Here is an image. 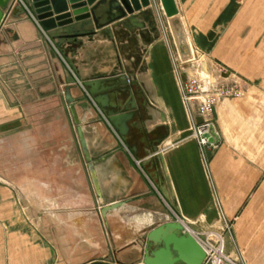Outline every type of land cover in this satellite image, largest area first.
<instances>
[{
  "label": "crops",
  "instance_id": "crops-1",
  "mask_svg": "<svg viewBox=\"0 0 264 264\" xmlns=\"http://www.w3.org/2000/svg\"><path fill=\"white\" fill-rule=\"evenodd\" d=\"M19 1V10L0 28V264H137L149 229L176 214L187 218L195 236L196 230L223 227L237 259L264 264V150L239 145L242 137H264V126H252L264 115L251 110L264 111V103L220 104L224 126L222 132L209 126L220 143L212 152L200 145L182 101L172 30L160 0L120 19L108 1L97 11L98 26L88 18L48 31L31 0ZM253 1L243 0L244 8L236 11L233 42L243 37L245 8ZM204 8L208 18L196 25L193 16L195 35L187 32L192 51V36L197 42L206 37L219 4ZM133 15L147 28L125 27L122 21ZM111 75L130 80L138 104L126 136L82 85ZM67 89L91 160L84 155ZM257 95L262 94L251 96ZM28 195L37 201L47 196L56 215L46 210L38 225L32 219L40 209L36 203L28 208ZM24 208L30 220L17 218Z\"/></svg>",
  "mask_w": 264,
  "mask_h": 264
},
{
  "label": "rangeland",
  "instance_id": "rangeland-1",
  "mask_svg": "<svg viewBox=\"0 0 264 264\" xmlns=\"http://www.w3.org/2000/svg\"><path fill=\"white\" fill-rule=\"evenodd\" d=\"M154 1L151 0V3ZM177 1L180 6V15L189 35H195L194 30L196 28L192 30L194 25L193 19L196 25H200L204 17H207L206 14L208 12L205 13L204 9L206 8L204 6L219 4L218 15L215 13V17H209L212 21L210 25L207 24L206 28L208 31L205 34L206 37L197 42L198 38L195 39V36H192L194 51L191 57L189 47H186L185 50L184 48H177L175 42H173L175 40V38L173 39L174 35L172 36L173 32H169V34L173 45L172 56L176 72V82L194 128L210 121L216 131L222 132L224 124L221 122V114L218 111L220 104L233 101L232 103L237 106L245 103L248 99H251L256 105L264 103V0H254L250 2L251 6L245 8L243 37H239V41L234 38V42L230 31L236 20V11L244 8V2L247 4V0H244V2H242L243 0H207V2L203 0L206 2L205 5L199 4L202 0ZM19 2L21 3V1ZM220 9L221 14L219 12ZM194 10L199 13L193 15ZM169 25L167 24L168 27ZM224 36H226V39ZM232 43H238L240 48L235 50L233 48L230 49L231 46L226 47ZM53 51L52 53L55 58V56H58V53L54 49ZM9 54L12 53L7 51V55ZM189 58L192 60L186 61ZM205 61L207 62L206 68L202 64ZM53 73V76L56 75L55 67H53ZM206 80L210 84L208 89L204 88V81ZM210 80L212 81L211 83ZM253 93L262 95L251 96ZM203 104H210L211 110L202 112L201 108ZM251 110L255 114L264 115V111L258 108V106L251 107ZM253 124L254 128H261L264 126V119L258 120ZM259 140L253 137H242L239 140V145L245 151L253 150V147L255 146L256 148L257 145V150L262 151L264 150V137H260ZM219 146L220 143L212 149V152L216 151ZM40 185L45 186L44 183H40ZM41 198H43V201H37L33 199L32 195H28V208L30 207V203L33 206L34 203L40 205V210L36 214H33L34 218L32 220L36 223H39L40 217L46 213V210L55 212L50 207V200L47 196L42 195ZM45 198L49 202H45ZM45 204L46 206L49 205V207L47 206L46 208ZM22 211L23 213L19 211L17 218L22 221L30 220L27 210L24 208ZM227 229L230 233L231 229H229V226ZM196 235L203 243L211 247L223 243L227 256L233 258L238 264H245L228 250L223 227L221 230H214L213 228L196 230ZM206 264H211V262L207 261Z\"/></svg>",
  "mask_w": 264,
  "mask_h": 264
},
{
  "label": "water",
  "instance_id": "water-1",
  "mask_svg": "<svg viewBox=\"0 0 264 264\" xmlns=\"http://www.w3.org/2000/svg\"><path fill=\"white\" fill-rule=\"evenodd\" d=\"M109 1V7L115 9L119 15L116 19L124 18L127 14H135L142 7L151 5V0H31V5L36 13L38 23L44 31L57 27L70 25L74 22L92 18L98 26L97 11ZM165 14L173 17L179 13L176 0H160ZM14 0H0V28L7 16L19 10L13 5ZM91 6V7H90ZM71 8V11H68ZM56 14V15H54ZM148 14V13H147ZM150 15V13H149ZM111 22V21H110ZM122 24L127 28H147L145 22H140L137 15L123 20ZM154 28V27H152ZM77 32L61 35L60 37H74ZM183 49V46L180 45ZM117 81L113 84L107 82ZM84 89L98 105L108 120L121 136H126L130 131L129 122L136 115L138 104L129 79H122L119 75L102 76L83 81ZM129 97V99H128ZM67 99L71 102L70 109L74 121L78 125V133L82 141L84 155L91 160L86 143L82 137L80 121L76 116L74 98L67 89ZM210 141L214 138L207 135ZM119 203V204H117ZM106 205L101 213L106 214L111 208L120 205V202ZM184 224L178 220H165L151 227L147 232V246L139 261L143 264H203L206 258V250L199 240L191 232H183ZM87 264H121L108 260H94ZM138 264V263H137Z\"/></svg>",
  "mask_w": 264,
  "mask_h": 264
},
{
  "label": "built area",
  "instance_id": "built-area-1",
  "mask_svg": "<svg viewBox=\"0 0 264 264\" xmlns=\"http://www.w3.org/2000/svg\"><path fill=\"white\" fill-rule=\"evenodd\" d=\"M18 2H19V0H14L13 5H17ZM201 110H202V112L210 111L211 110L210 104H203ZM210 124H212V123L210 121H208V122L204 123L203 125L196 127V136L199 140V143L203 148H207V149H213L216 145L219 144V141H217V140L216 141L215 140L210 141L209 137L207 136V135H210L214 138V136L210 132L208 133V131H207V127H209ZM167 217L172 218V220H178V221L182 222L184 224V229L182 230L183 232H186V231L191 232L190 229L185 224V222L187 221V218L185 216H181V215L176 214V218L173 216H169V215H167ZM195 237L200 242L201 239L198 236H195ZM202 246H203V244H202ZM206 246L208 247L207 249L203 246L206 250V258H205L203 264H206L207 261L211 262V264H238V262H236L233 258H230L229 256L226 255L225 247H224L223 243L220 245L218 244V246H215V247H213V246L211 247L208 245H206Z\"/></svg>",
  "mask_w": 264,
  "mask_h": 264
},
{
  "label": "bare ground",
  "instance_id": "bare-ground-1",
  "mask_svg": "<svg viewBox=\"0 0 264 264\" xmlns=\"http://www.w3.org/2000/svg\"><path fill=\"white\" fill-rule=\"evenodd\" d=\"M169 24L171 26V29H172V32H173V35H174V38H175V42L177 44V47L179 48L180 45L183 46L184 50L186 49V47H189V50H190V57L192 56L193 54V51H192V47H191V44H190V41H189V37H188V34H187V31L185 29V26H184V23L181 19V16L179 14L173 16V17H169ZM181 48V47H180ZM180 51V50H179ZM181 60H183L181 58ZM191 61L192 59L189 58L187 59L186 61ZM194 60V59H193ZM212 81L210 80V83ZM209 82L206 80L204 81V88L205 89H208L209 88ZM205 91V90H204ZM211 130V127H207V131L209 132ZM213 130V128H212ZM45 202H49L48 200H45ZM39 208H40V205L39 204H36ZM44 205V204H42ZM46 206V204H45ZM49 206V205H48ZM43 207V206H42ZM121 209V208H120ZM131 209V208H130ZM134 209V208H133ZM119 210V209H118ZM125 211V210H123ZM51 215H56L55 212H52V211H48ZM200 242L203 244V246L207 249L208 247L200 240ZM140 264H143L142 262Z\"/></svg>",
  "mask_w": 264,
  "mask_h": 264
}]
</instances>
